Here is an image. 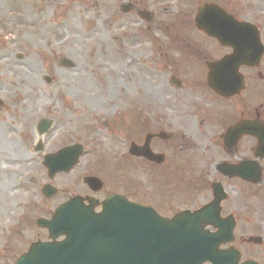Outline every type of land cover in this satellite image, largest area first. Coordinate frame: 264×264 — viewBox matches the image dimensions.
Listing matches in <instances>:
<instances>
[{
    "label": "rangeland",
    "instance_id": "1",
    "mask_svg": "<svg viewBox=\"0 0 264 264\" xmlns=\"http://www.w3.org/2000/svg\"><path fill=\"white\" fill-rule=\"evenodd\" d=\"M198 1L0 0L2 98L39 101L16 122L14 113L2 110L0 264H13L25 244L45 237L34 224L36 215L65 200L68 191L81 192L80 177L88 172L104 179L108 189H131L164 216L208 201L209 182L220 180L228 193L222 213L237 217L233 245L242 257L264 263L263 186L220 178L215 170L228 158L219 135L238 111L264 117V55L256 69H241L247 87L239 97H214L205 85L204 61L229 49L192 29ZM201 1H214L255 24L264 44V0ZM184 39L193 44L186 46ZM170 42L173 58L163 52ZM171 75L182 87L169 83ZM41 116L53 123L36 152L33 130ZM147 123L173 134L154 147L166 154L160 166L127 154L129 141L142 136ZM134 128L142 133L134 130V136ZM74 142L85 147L78 165L49 180L41 156ZM47 181L59 190L49 199L40 193ZM249 235L262 237V243L246 246L241 238Z\"/></svg>",
    "mask_w": 264,
    "mask_h": 264
},
{
    "label": "water",
    "instance_id": "2",
    "mask_svg": "<svg viewBox=\"0 0 264 264\" xmlns=\"http://www.w3.org/2000/svg\"><path fill=\"white\" fill-rule=\"evenodd\" d=\"M195 23L214 36L219 43L230 45L232 53L207 62L208 86L222 96L238 93L243 87L241 64L257 65L263 51L256 27L238 22L216 5L200 4ZM247 131L240 126L229 131L238 137ZM264 148V141L260 143ZM148 159L161 162V154H152L148 139L144 146L133 147ZM80 145L63 148L44 158L49 175L67 171L81 154ZM248 164L232 170L234 174H250ZM222 168V167H221ZM213 199L194 211L183 210L172 217H162L150 207L110 196L102 203V211L94 213L81 198L61 204L48 221L38 223L61 241L36 242L14 264H257L251 260L239 263V253L232 247L221 249L232 241V216L220 217L224 192L214 184ZM213 227L210 231L208 227ZM258 241L259 238L250 237Z\"/></svg>",
    "mask_w": 264,
    "mask_h": 264
},
{
    "label": "flooded vegetation",
    "instance_id": "3",
    "mask_svg": "<svg viewBox=\"0 0 264 264\" xmlns=\"http://www.w3.org/2000/svg\"><path fill=\"white\" fill-rule=\"evenodd\" d=\"M170 82L172 83L174 81H172L170 79ZM175 86L182 87V82H179V84H177ZM0 90H1V92H0V124H1V133H0V135H1V138H2V110H5L6 112L14 113L13 116H14V118H15L14 120L16 122V117L17 118H21L22 117V115H20L21 111H25V112L31 111L33 109V107H34V104L39 103V101L23 100L24 97L22 98V97L17 96V97H15V99L11 100L10 103L9 102H3L2 101V88ZM16 98H18V99H16ZM7 103H9V104H7ZM17 113H19V114L16 115ZM243 121H261V122H264V117L259 115L256 110H254L252 114H251V111L249 113L248 112L244 113V112H241V110H239L238 111V115H237V117H235L233 123H235V122L236 123H240V122H243ZM233 123H231V124H233ZM105 126H106V128L108 130H111V126L108 123H105ZM226 127L227 126H225V128ZM144 128H145V132L143 133V137L145 136V134L147 132H151V133H156L157 132V131H153V129L148 126V123L144 125ZM160 130L161 129H158V131H160ZM39 132H40V127H38V126L36 127L35 126V129L33 130V135H34V141H33V144H32V149L33 150H34V148H37L39 145H41V147L45 146L44 140H42L40 142V139L38 138V135H39L38 133ZM45 134L46 133L43 134V137L45 136ZM170 138H173V135L167 136V135L163 134L160 137L153 136L151 141H150V146L153 149L156 146V144L158 145V143H161V142L165 143V142L169 141ZM220 142H221V146L223 147V151L225 152V154H228L227 150H229L230 152L233 153V155L234 154H235V156L238 155V157L236 159L237 161L239 159H253V158H255V146H256V143H257V139L254 136H251V135L241 136L237 140V142L235 144H233L230 148H227L226 144H225V141H224V138L220 134ZM1 144H2V139H1ZM154 149H153V151H155V152L158 151V150H154ZM245 152H248V153L246 154ZM132 159L133 160H138L140 162L151 163L150 161H147L143 157H137V156L134 157V156H132ZM255 159H257V162L259 163L260 178L264 182V155H262L261 157L259 156L258 158H255ZM220 178H222V176ZM223 178H225V177H223ZM237 180H240V179H237ZM81 188H82L81 192L72 193V192L68 191L67 194L90 195V196H94L98 200H102L104 197H106L107 195H109L111 193H118L115 189H112V188L108 189L104 182H103V185H102L101 188H99L98 190L94 191V190H92V188H94V187H92L91 185L81 181ZM122 195L127 197L129 200H132V201L135 200V199L131 198L133 194H127V193L124 194V193H122ZM222 206H223V209H225V205L223 204ZM94 210H96V211L100 210V206L97 205ZM47 215H50V211L47 212ZM36 239H38V238H36Z\"/></svg>",
    "mask_w": 264,
    "mask_h": 264
}]
</instances>
